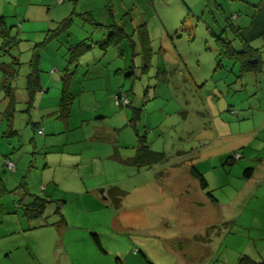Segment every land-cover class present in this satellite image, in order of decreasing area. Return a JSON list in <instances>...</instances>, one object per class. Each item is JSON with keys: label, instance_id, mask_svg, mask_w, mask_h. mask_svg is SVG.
Returning a JSON list of instances; mask_svg holds the SVG:
<instances>
[{"label": "rangeland", "instance_id": "obj_1", "mask_svg": "<svg viewBox=\"0 0 264 264\" xmlns=\"http://www.w3.org/2000/svg\"><path fill=\"white\" fill-rule=\"evenodd\" d=\"M260 2L0 0L1 140L15 141L17 145L26 140V144L34 149L31 126L40 118H33L34 109L28 102L31 90L34 93L38 83L39 87L43 86L40 76L48 77L53 68L64 67L71 45L83 39L91 46L101 44L111 30L121 28L124 34L119 42L104 49L94 46L83 53L74 75L77 78L95 75V70L89 66L95 61H101L118 72L112 85L130 90L134 97L132 105L142 108L137 124L139 136L146 137V144L153 151L165 154L161 162L140 169L119 163L116 158L74 161L66 164L67 171L57 169L56 193L47 195L64 201L48 203L53 208L45 212L48 221L56 220L54 210L57 205L64 204L71 232L81 234L80 227L106 223L109 232L105 237L111 252L126 250L131 241V247H142L145 251L136 249L139 264H148L150 259L160 256L159 243L164 244L163 238L174 251L180 250V255L182 251L186 253V264H229L231 260L222 261L220 255L217 257L223 250L230 251L223 242L224 235L219 233L227 229L222 213L230 219H238L242 209L248 207L254 214L245 213L261 220V205H264V171L261 170L264 131L259 127L264 123V112H261V105L264 107V36L251 39V45L260 49L262 59L261 71L254 73H243L239 62L228 56L221 57L217 38L230 41L236 50H243L235 28L241 27L240 36L246 39L261 31L264 5ZM66 18L69 20L64 24ZM35 65L40 72L31 89L29 76ZM127 71L134 72V76H127ZM71 86L75 87L72 81ZM50 88L55 89L52 81ZM96 94L98 103L101 107L105 103L111 115L106 119L107 123L115 122L114 125L121 127L118 141L127 143L123 144L127 149L123 156L132 155L140 144L139 136L136 139V129L132 125L123 126L127 119L130 123L132 108L116 106V96L109 100L105 89ZM11 98L13 111L8 108ZM55 116H49L48 120L55 122ZM58 119L60 125L66 122ZM101 121L78 123L72 131L60 134L61 138L82 140L86 137L90 142L91 126ZM10 123L18 130L17 134H9ZM222 132L232 135L223 137ZM36 136L39 135L36 133ZM111 142L113 140H107L99 145L111 151ZM78 144L80 148L81 142L68 143L67 149L77 151ZM235 151H240L242 158L229 163L227 160ZM102 152L104 154L105 150ZM86 153L90 156L94 152L90 153L86 148ZM40 157L35 158V164L31 166L27 161L21 180L24 176L23 180L32 193L45 196L42 189L47 186L46 179L51 173L48 171L47 176H41ZM4 163L6 165V160ZM193 166L207 181L206 189L193 175ZM247 168L254 169L251 178L245 177ZM112 185L127 191L119 208L113 204L109 192ZM49 186L52 188L55 183ZM183 190L189 191L185 194ZM207 191L221 202L216 210L212 206L200 210L190 206L189 200H202ZM226 202H232L233 206L230 208ZM56 216L59 219L58 214ZM40 219L44 221V217ZM37 220H23V224L12 228L18 231L25 227L26 230L14 234L22 235V239L19 237L15 242L10 240L0 244V264H29L24 260L28 256H34L30 264L58 263L54 251L59 249L60 241L54 238L57 234L60 237V230L52 228V233L39 227L28 230ZM241 220L251 218L242 217ZM210 221L212 224L216 221L217 226L210 228ZM236 228L240 231L238 226ZM92 232H88L89 236ZM110 233L117 234L111 237ZM51 234L52 251L49 244L48 250L44 253V249L41 254L39 246L44 248L48 243L38 241ZM241 234L249 240L246 229ZM246 245L253 246L248 242ZM23 247H28L31 254L23 251ZM4 249L9 252L10 259L4 258ZM104 258L108 263L114 256L107 253ZM58 259L62 256L59 255ZM62 262L65 263L63 259ZM68 264L72 263L69 261Z\"/></svg>", "mask_w": 264, "mask_h": 264}, {"label": "crops", "instance_id": "obj_2", "mask_svg": "<svg viewBox=\"0 0 264 264\" xmlns=\"http://www.w3.org/2000/svg\"><path fill=\"white\" fill-rule=\"evenodd\" d=\"M94 46H98L100 49H103L99 46V44H96ZM94 46H91V48H93ZM68 55L70 56V53H68ZM80 59L81 58H79V60L77 61L79 62ZM66 61L67 63L64 65V67L59 66L58 68H53V72L48 77L40 76V78H42L43 86H41V91L35 97L33 102V118L38 117L40 119L39 121H37L36 125L33 122L34 125L32 124L31 126L33 131L32 137L34 138V149H31V145L26 144V140L25 142L23 141V143H21L20 145H17L15 141L10 142L0 139V183L4 185L6 189L4 193H0V244L3 245L10 240H14L12 242H15L19 237L22 239V235L14 236V234L20 233V230H26L25 227L18 231L12 228L16 227L18 224H23V220L33 221L34 219H38L36 223H34V225L28 230H33L38 227V229L47 230L49 233H52V228H56L55 231L60 230V237L57 234V236L55 235L54 238L55 240H57V242L60 241V244L58 245L59 249H57V251H54L55 260H58L57 264H62V259L63 261H65L64 264H68L69 261L72 264H139L140 261L138 259V252H141L142 250L144 251V249H142V247L137 248L134 245L133 247H131V241L129 242L126 250H112L111 252V249H109L108 247V239L106 238L107 235H105L109 232V227L106 225V223L95 225L92 224L89 226L80 227L81 231H83L80 234L77 231L71 232V223L70 219L65 216V210L63 207L64 204L61 207L59 205H57L59 207H56V209H59L60 214L57 213L56 210H54L56 219L54 221H50V219L48 221V218L45 216L46 211L53 210V208L50 207V204H47L45 212L36 218H28L22 209V205L26 202H29L31 198L25 197L24 192L21 189L17 188V186L21 181V176L24 173V169L27 165L28 160L30 166V164H35L34 159L41 155V176H47L48 171H50L51 173L49 175L50 177L46 179L48 181L47 186L43 188L46 194L45 196L48 197L51 202L57 200V203H59L64 200H61L59 198L54 199L52 195H47V193H56L55 187L58 186V180H56L57 169L67 171L69 170V168L66 164L72 163L74 161H76L77 163H81L85 162L88 159H91L92 161L93 159L97 158H116L119 163L122 162L124 165H129L128 160L135 155L139 147V145L136 146L132 155L128 154L127 156H123L124 152H127V149H125L126 146L123 144L127 143L118 141L119 131L121 127L118 125H114L115 122L107 123L106 119L110 118L111 115L108 113V110H106L105 103H103V107H101V103H98L99 100L96 93L99 90L105 89L107 98L109 100H111L112 97L114 98L115 94L119 90H121L120 87L117 88L112 85L113 80H117L116 77L118 72L115 73V70L109 69L110 67L104 65L101 61H95L89 65L92 66L95 70V75L90 76L86 74L81 78H77L76 74L73 75L74 77H72L71 81L72 83H75V87L73 88V86H71L73 101L69 109V117L66 119V122L63 125H60V122H58V118L61 117H57V114H59L62 87L60 78L63 69L68 66L69 57ZM78 66L79 65L77 63L76 68ZM56 71H58L57 74ZM50 81L54 82L55 84V89L53 88V91L50 88ZM261 112H264L263 105H261ZM53 114L56 115L55 119L57 120H55V122L48 120V118H50L49 116H52ZM125 116L127 117V112H125ZM91 120L102 121L99 123H94L91 126V130L88 134V139L90 140V142L87 141L86 137L82 140H69L68 137L61 138L60 134L72 131L73 128H76L79 125L78 123L89 122ZM126 125L132 127L129 123V119L126 120V123L123 126ZM259 127H261V131H264V123ZM230 132H222L224 134L223 137L232 135ZM36 133L39 136H36ZM137 138L138 134L136 129V139ZM107 140H113V143L111 142V151H108L105 146L99 145V143L105 142ZM80 142L81 146L79 148L78 144L79 149L77 151H73L75 149L72 148L67 149L68 143L70 145H74L75 143ZM25 146L26 148L25 150H23ZM86 148L90 150V153H92V150L94 153L90 154V156H87ZM103 150H105V155L102 152ZM235 152L241 153L240 151ZM230 156L233 157V153ZM240 158H242V156ZM5 159H10L14 162L15 170H11L5 165ZM262 164H264V160L261 163V170L264 171V166ZM22 178H24V176ZM43 180L44 179H41V182H43ZM54 183L55 186L50 188L49 185H53ZM183 191L186 194L189 190ZM95 192L97 193L98 191ZM188 202L190 206L197 208L196 210H200L203 207L207 206H212L213 209L215 207L214 210H216L218 204L221 203L217 197H215L214 195L213 197H211V195L208 194H206V197L202 200L193 199L189 200ZM226 203L230 205V208L231 206H233L232 202ZM246 211L253 213V211L249 210L248 207H245L244 209H242L238 219H230L228 215L222 213V220H225V222L227 223V229L226 232L219 233H222L224 235L223 242L226 244V248L230 249V251L223 250L222 252L217 254V257H219L220 255L222 261L231 260L229 261V264H237L239 257L243 254H248L255 259L264 258V205H261V220L252 218L250 214L245 213ZM57 214L59 216V219H57ZM61 216L64 218L63 222L60 221ZM42 217H44V221L40 219ZM242 217H249L251 218V220L242 221ZM109 224H112V222ZM215 224H217L216 221ZM215 224H212L210 221L209 227L215 228L217 226ZM237 226L240 228V231H238V228H236ZM243 229H246L248 231V241L245 240L244 236L241 234ZM90 230H93L92 233H96L98 235L102 248L98 247L93 238V235L89 236L88 232ZM116 234L117 233H110V236H116ZM52 236L53 235L51 234L49 235V237H42L40 241H38L40 243H48V245L44 248L39 246L38 251L41 249V254L44 249V253L48 250L49 244V250L52 251ZM8 238L10 239L8 240ZM163 239L164 244L161 245L159 243V248L162 253L160 254V256H157V259H150L151 262H148V264H186V253L182 251V255H180V250L174 251L167 244L168 242L166 238ZM210 239H212V236L210 237ZM247 242L249 244L252 243L254 247L246 245ZM82 245H84V247ZM24 246L28 245L24 243ZM6 249H4L6 253L3 256L4 258L10 259L9 252L6 251ZM136 249H138V252L136 251ZM22 250L27 252L28 254H31V250L28 247H23ZM107 253L114 256V259L109 261L108 263L107 260H104V255ZM232 253L236 254L234 255ZM59 255L62 256V259H58ZM33 257L34 256H28L27 258H24V260L28 261V263L30 264V260ZM144 257L146 258V256ZM134 260H136V263L134 262Z\"/></svg>", "mask_w": 264, "mask_h": 264}, {"label": "trees", "instance_id": "obj_3", "mask_svg": "<svg viewBox=\"0 0 264 264\" xmlns=\"http://www.w3.org/2000/svg\"><path fill=\"white\" fill-rule=\"evenodd\" d=\"M260 5H264V0H261ZM68 20H69V18L64 19L63 23L66 24L68 22ZM235 30L238 31L239 39L242 40V44L244 46L243 50H240V51L236 50L234 47L231 46L232 44L230 41L224 40L222 38H217L218 42L221 45V47H220L221 51L219 53L220 56L221 55L228 56L229 58L234 59L236 62H239L241 65V71L243 73H246V72L254 73V72L261 71L262 59L260 57V49L257 47H253L251 45V42H252L251 39L254 40L255 38H261V36H264V16H263V19L261 18V31H259L257 33H252L251 36L249 37V39H246V38L240 36V35H242V28L241 27H237V28H235ZM123 34H124V32L121 28H119L118 31H112L111 30L109 32L106 40L103 43L99 44V46L104 49L107 46H109L111 43L119 42L120 39L123 37ZM50 36H51V34H50ZM85 40L86 39H83L80 42L76 43L75 45H73L69 48L68 51L70 53V56H69L68 66L65 67L64 72L62 73L61 99H60L58 116L61 117L62 119H65V120L69 117V109H70V106H71L72 101H73V93L71 91V80H72V77L75 73L77 60H79V57L83 53H85V51H87L89 48H91V45H89ZM224 56H221V57H224ZM255 58L257 59V62L252 63L250 60H253ZM14 63H15V61H14ZM119 71H120V69H119ZM11 72H12V74H15L14 71H11ZM39 72H40V70L37 68V65H35L32 69V73L29 76V78H30L29 83L31 84V89H32L33 81L35 79L37 80L39 78ZM126 74H127V76H134V72H132V71H127ZM6 82H7V79L5 82H3L4 87H6ZM37 86L38 87L35 88L34 93H32V90H31V92L29 94V102L28 103H29L30 107H33V102H34V99L36 97L35 96L36 92L41 91V86L39 87V83L37 84ZM124 93H126L128 95V97L130 98V103L126 106L117 105L116 102H115V104L118 107H131L132 108L130 124L135 129H137L138 121L141 119L142 108H136L132 105V101H133L132 99H134V97H132L130 95V90L128 91V90L121 89L115 94V96H118V95L121 96ZM12 105H13V99L11 98L9 106H8V108H10L11 111H13ZM34 124L36 125V123H34ZM12 126H13V124L10 123L9 124V127H10L9 128L10 129L9 134H17L18 130L13 129ZM137 134L139 136L138 130H137ZM139 141H140L139 147H138L135 155L133 157H131V159L128 160V164L136 166L138 169H140L141 167H149L151 165L157 164L164 159L165 154H163L162 152L153 151L146 144V137L145 136L140 135ZM241 156H242V154H241ZM235 160H237V159H234L232 156H230L227 161L229 163H233ZM31 165L32 164H30V166ZM13 170H15V169H13ZM192 171H193V175L197 179H199L202 188L206 189L207 181L205 180L203 174L200 173L194 166L192 167ZM253 173H254L253 168H247L244 171L245 177H247V178L252 177ZM23 179L20 181L17 188L21 189L24 192L25 197H30L31 199L29 202H26L22 205V209L28 218L29 217H31V218L39 217L40 215H42L45 212L46 205L49 202H51V200L46 196L35 195L34 193H32L28 189L27 183ZM4 191H6L5 186L0 183V193H4ZM109 192H110V195L112 197L113 204L117 207H120L122 204V199L126 195L127 191H125L124 189H122L118 186L112 185V186H110ZM207 194L211 195V197H213V195L210 191H207ZM57 207H59V206H57ZM56 212L60 214L58 208L56 209ZM60 221H62V222L64 221V218L62 216L60 218ZM92 235H93V238H94L95 242L97 243L98 247L102 248L98 235L96 233H92ZM237 264H264V258L255 259V258H252L248 254H243L239 257Z\"/></svg>", "mask_w": 264, "mask_h": 264}, {"label": "built area", "instance_id": "obj_4", "mask_svg": "<svg viewBox=\"0 0 264 264\" xmlns=\"http://www.w3.org/2000/svg\"><path fill=\"white\" fill-rule=\"evenodd\" d=\"M59 2H63L64 0H58ZM115 102L117 105H122V106H126L129 104L130 99L128 97V95L126 93H124L121 96H116L115 97ZM241 157V154L239 152H236L233 156L234 159H239ZM6 160V166L10 169H15V164L13 161H11L10 159H5Z\"/></svg>", "mask_w": 264, "mask_h": 264}, {"label": "water", "instance_id": "obj_5", "mask_svg": "<svg viewBox=\"0 0 264 264\" xmlns=\"http://www.w3.org/2000/svg\"><path fill=\"white\" fill-rule=\"evenodd\" d=\"M252 63L256 62V59L250 60Z\"/></svg>", "mask_w": 264, "mask_h": 264}]
</instances>
